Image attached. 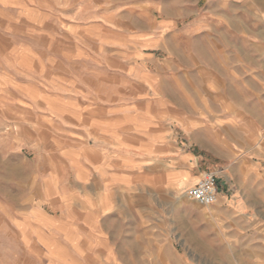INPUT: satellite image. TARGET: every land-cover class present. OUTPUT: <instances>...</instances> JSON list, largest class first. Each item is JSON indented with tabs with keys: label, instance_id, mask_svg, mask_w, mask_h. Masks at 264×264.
<instances>
[{
	"label": "rangeland",
	"instance_id": "rangeland-1",
	"mask_svg": "<svg viewBox=\"0 0 264 264\" xmlns=\"http://www.w3.org/2000/svg\"><path fill=\"white\" fill-rule=\"evenodd\" d=\"M98 90L228 179L227 201L210 206L154 177L131 192L180 264H264V0H0V264H59L12 207L29 179L73 186L76 157L99 164L75 129Z\"/></svg>",
	"mask_w": 264,
	"mask_h": 264
},
{
	"label": "crops",
	"instance_id": "crops-1",
	"mask_svg": "<svg viewBox=\"0 0 264 264\" xmlns=\"http://www.w3.org/2000/svg\"><path fill=\"white\" fill-rule=\"evenodd\" d=\"M109 95V90H98L91 107L82 106L75 116L76 131L95 141L99 164L78 166L76 157L73 186L27 180L12 207L13 225L49 252V258L58 255L59 264H180L172 238L148 216L153 206L132 201L130 194L144 192L150 177L169 192L192 186L205 173L199 167L202 152L185 143L180 146L178 135L175 140L152 127L142 111L111 106ZM115 109L123 113L117 119ZM217 186V203L226 202L228 179L218 175Z\"/></svg>",
	"mask_w": 264,
	"mask_h": 264
},
{
	"label": "built area",
	"instance_id": "built-area-1",
	"mask_svg": "<svg viewBox=\"0 0 264 264\" xmlns=\"http://www.w3.org/2000/svg\"><path fill=\"white\" fill-rule=\"evenodd\" d=\"M190 199L202 206L213 205L218 201L217 175L205 172L187 191Z\"/></svg>",
	"mask_w": 264,
	"mask_h": 264
},
{
	"label": "bare ground",
	"instance_id": "bare-ground-1",
	"mask_svg": "<svg viewBox=\"0 0 264 264\" xmlns=\"http://www.w3.org/2000/svg\"><path fill=\"white\" fill-rule=\"evenodd\" d=\"M180 188H184V186H182V187H180ZM187 197H188V195H187ZM208 206H210V205H208Z\"/></svg>",
	"mask_w": 264,
	"mask_h": 264
}]
</instances>
